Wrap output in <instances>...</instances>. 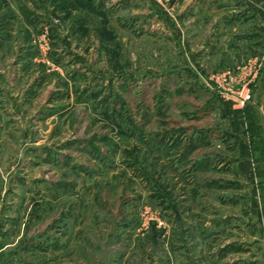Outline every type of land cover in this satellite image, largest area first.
I'll use <instances>...</instances> for the list:
<instances>
[{"label": "rangeland", "instance_id": "1", "mask_svg": "<svg viewBox=\"0 0 264 264\" xmlns=\"http://www.w3.org/2000/svg\"><path fill=\"white\" fill-rule=\"evenodd\" d=\"M176 2L0 0V264H264V49L193 68ZM236 112L259 138L256 232Z\"/></svg>", "mask_w": 264, "mask_h": 264}, {"label": "crops", "instance_id": "2", "mask_svg": "<svg viewBox=\"0 0 264 264\" xmlns=\"http://www.w3.org/2000/svg\"><path fill=\"white\" fill-rule=\"evenodd\" d=\"M176 3L178 20H172L171 27L193 68L204 70L206 65V70H230L248 58L255 59L257 53L263 56L264 0H177ZM10 6L15 10L16 6ZM10 87H14L13 83ZM261 114L263 116V112ZM250 119L243 112L227 115L225 123L229 132L224 136L236 149L235 180L241 184L251 182L256 232L263 219L259 214V183L253 170V146L255 144L256 160L259 138L249 129ZM254 121L255 130L258 124L263 126L264 135L263 123L256 118ZM210 228V223L205 222V233H210Z\"/></svg>", "mask_w": 264, "mask_h": 264}, {"label": "built area", "instance_id": "3", "mask_svg": "<svg viewBox=\"0 0 264 264\" xmlns=\"http://www.w3.org/2000/svg\"><path fill=\"white\" fill-rule=\"evenodd\" d=\"M241 75H242V72H241ZM241 75H240V77H242ZM221 78L222 77H220V76H212V79H215L216 82H219L221 80H222V82L228 81L229 83L227 84V86L230 87V84L233 82L231 76H228V79H221ZM246 78L243 77V78L238 79V81H240V85H242V83H243L244 86L242 87V90L239 93H237L235 96L232 97V99H234L236 102H239L241 106H244L247 103V101L250 100L248 88H249V85L251 84L252 80L249 79L248 81H246L247 80ZM254 78H255V74L252 77V79H254ZM210 81H212V80H210ZM229 91H230V89H229Z\"/></svg>", "mask_w": 264, "mask_h": 264}]
</instances>
